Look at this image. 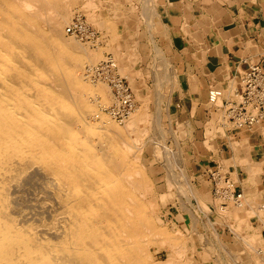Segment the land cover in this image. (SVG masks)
Returning a JSON list of instances; mask_svg holds the SVG:
<instances>
[{"label": "bare ground", "instance_id": "6f19581e", "mask_svg": "<svg viewBox=\"0 0 264 264\" xmlns=\"http://www.w3.org/2000/svg\"><path fill=\"white\" fill-rule=\"evenodd\" d=\"M83 1V7L95 13L98 6L96 0H0V264H176L178 260L180 263L190 264L188 261L191 260H187L185 256L187 249L182 239L178 240L181 245L173 243L175 238L172 233L176 230L171 233L162 227L157 218L158 213L150 212L156 205L149 200L153 182L151 183L144 173L143 165L138 163L139 154L143 150L138 145L150 139L147 125L150 120V99L147 93L135 90L142 107L135 109L134 102L133 111L122 122H117L110 114L105 116L95 104L102 107L108 103V85L98 80L93 81L90 77L93 68L112 58H101L102 61L97 62L101 51L87 52L88 50L82 48V43L78 44L79 40L75 42L73 38L70 41L63 36V27L70 22L74 7ZM142 5L143 3L141 7ZM138 8L136 5L130 10L133 17L140 16ZM149 13L151 15V12H148V15ZM149 21L151 23V20ZM146 22L144 19V23L148 24V20ZM136 23H139L138 19ZM108 25L107 22H102L99 29ZM135 26L138 29V24ZM166 29L168 30V27ZM81 30L86 29L82 26ZM110 38L109 36L108 42ZM115 49L116 57L121 50L117 47ZM156 53L158 58L156 57L154 65L158 64L160 68V65L166 62L159 51ZM114 55L112 60L116 68L115 73L120 78L125 77L121 75L122 72L128 76L127 80L133 83L141 76L137 69H119ZM125 56L131 66L136 64L139 67V58H134L131 53ZM79 71H83V74L80 75ZM162 78L164 79L159 77L160 80ZM159 79L156 78V81ZM162 81L164 80H161V83ZM89 82L95 85H90ZM96 84H104L106 87ZM157 84L159 85V82ZM235 84L236 82L229 85V89L237 86ZM217 86L214 84L211 88H219ZM160 90L159 87L155 90L156 95L160 96L158 106H161L162 99L165 100ZM132 93L134 98L133 90ZM155 106L153 108H156ZM157 108L154 113L161 132L163 128L160 124V109ZM88 116L95 122L92 123ZM211 121V125L206 123V133L207 137L214 138L218 125ZM140 124L144 126L142 128L141 125V129L138 127ZM119 125L122 127H118ZM130 131L134 132L133 137L136 136L132 140L129 139ZM250 131L262 132L264 135V126L254 125L248 132ZM163 132L167 136V132ZM163 132L160 134L165 139ZM175 132L172 128L169 133L172 134L175 144L179 145ZM189 134L190 132H185L182 136L187 139ZM245 141L247 142V139ZM154 145L166 154L163 168H168L169 173L164 172L165 176L172 174L175 179H187L185 185L191 186L190 191L193 192L194 199L198 195L203 196L204 192L191 182L189 174L185 172L187 170L179 164L180 161L172 163L169 160V153L172 157H178L179 154L181 158V151L174 154L165 149L166 145L162 148L159 143ZM240 156L238 152L234 154L233 166L244 164L247 168L246 175L251 178L261 173L262 168L258 165L256 153L252 154V162ZM233 161L229 159L227 162ZM173 182L174 179L172 182L167 180L166 187L170 189L172 184L177 183ZM165 195L166 200L172 199L171 194ZM197 200L202 202L200 198ZM255 203V197L250 196L249 200L243 195L240 203L233 202L230 204L231 208L229 206L224 210L223 215L227 216L225 221L231 222L230 227L234 232L241 233L247 229L250 219L254 216L259 225L264 220V205ZM217 205V201L211 202L209 207L213 206L215 210L209 212L215 215ZM243 211L245 216H239V212L241 214ZM202 214L206 216L205 209ZM183 215L182 222H187L186 225L192 227L195 217L187 213ZM175 236L178 237L176 234ZM259 238L253 234L247 240H241L242 245L246 246V255L251 264H264V248L257 244ZM166 244L170 247L168 258L164 262L152 261L151 252L162 245L165 247ZM226 253H231V257L236 260L235 253ZM201 254L203 260L200 259L194 264L208 263L205 261L208 252L204 250ZM212 260L213 262L209 261L208 264H214L215 260L220 263L221 256L217 255ZM238 261H233L232 264H243Z\"/></svg>", "mask_w": 264, "mask_h": 264}, {"label": "crops", "instance_id": "0c3cea01", "mask_svg": "<svg viewBox=\"0 0 264 264\" xmlns=\"http://www.w3.org/2000/svg\"><path fill=\"white\" fill-rule=\"evenodd\" d=\"M142 1L120 0L119 4V8L126 9V11L137 5L141 12L139 16L141 23H136L139 25L136 29L137 32H132L133 47L140 58L139 67L136 68L141 73L140 78L133 81L134 86L138 91L145 93H148V89H150L152 94L149 93V101L153 100V102L157 101L155 98L156 88L161 89V94L165 98L161 106L165 108L160 113V122L167 132L166 143L172 145L176 153L181 151L179 164L185 167L189 176L192 177L193 184H203L206 194H209L210 186L206 181L207 173L210 170L224 169L227 177L230 179L236 177L233 181L237 191L244 195V191L250 188L245 180L246 173L238 169L237 166H233L235 163L232 158L238 152V155H241L240 158L252 161V154L256 153L259 161L263 162L264 135L262 132L224 131V138H221L218 133L216 137L208 138L206 123L213 120L214 125H220L218 124L217 115L219 114L217 111L214 112V109L208 108L207 91L214 84L228 90L232 80L238 79L239 74L241 75L249 65L256 64L260 68H264V0ZM141 3L143 5L146 3L144 6L142 5L143 8ZM148 12H151L150 16ZM144 19L145 22L148 20V24L144 23ZM135 22L132 20L133 24ZM156 51L160 52L166 62L163 64L164 66L161 64L160 68L154 66L157 60ZM169 67L172 69L170 70ZM156 71H160V74ZM154 76L158 79L164 77L161 79L164 81L161 83L159 79L158 85ZM127 83H129L128 80ZM167 97L169 98L167 99ZM166 101L168 104H165ZM157 102L159 105L160 101ZM172 128L179 138V145L175 144L172 134L169 133ZM186 130L190 134L187 139L186 137L184 139L182 135H185ZM244 139H247L248 144L243 142ZM231 141L240 142V148L234 150L231 147ZM206 146H209L210 149ZM257 148L258 151L255 150ZM182 155L185 158H182ZM227 159L233 162L227 163ZM157 167L159 168L158 165ZM262 168L264 169V166ZM158 175V177L161 176V174ZM255 181L259 183L257 178ZM262 196L264 198V195ZM238 215L245 216L240 212Z\"/></svg>", "mask_w": 264, "mask_h": 264}, {"label": "rangeland", "instance_id": "374dc122", "mask_svg": "<svg viewBox=\"0 0 264 264\" xmlns=\"http://www.w3.org/2000/svg\"><path fill=\"white\" fill-rule=\"evenodd\" d=\"M122 2V1H121ZM120 0H96L95 3L98 5L97 8L95 9V13L93 11H90L89 9H86L85 7H83V3L84 1L81 3V4H77L75 7H74V10H73V16H71V19L69 20L70 22H72V24H70V22H68L64 27H63V36L64 38L67 40H72L73 38V41L77 42L78 40V44L81 45L82 43V48L83 49H86L88 50L87 52H100L101 51V57H99L100 59L97 61V62H101L102 59L101 58H112L113 59V55L115 53V48L117 47L118 49H120V53L119 55H117L115 57L114 55V59L116 60L117 64H118V67L119 69H122L124 70L123 67H129L130 69L133 68V69H137L138 71V68H136V64L135 66H131V62H127V58L125 55L127 53H131V55L134 57V58H139V55L137 54V52L135 51V48L133 47V43H132V32H137L136 31V24H131L132 23V20L134 21H138L140 20L139 18L140 17H137V15L135 17H133L131 14H130V10L126 11V9H121L119 8V4L121 3ZM100 4V5H99ZM78 6V8H77ZM82 7V8H81ZM102 7V9H101ZM80 8V10H79ZM84 8V9H83ZM83 9V10H82ZM99 9V11H98ZM111 10V11H110ZM80 11V12H79ZM108 11V12H107ZM129 12V13H128ZM78 13V14H77ZM85 13V14H84ZM92 13V15H91ZM75 14V15H74ZM83 14V15H82ZM97 14V16H96ZM107 14V15H106ZM89 15V16H88ZM104 15V16H103ZM87 16V17H86ZM100 16V18L98 17ZM79 17V18H78ZM95 19H94V18ZM107 17V18H106ZM75 18H78V19H75ZM89 18V19H88ZM85 19V20H84ZM94 19V21H93ZM104 20V21H103ZM107 20V21H106ZM74 21V22H73ZM81 21V22H80ZM130 21V22H129ZM87 22V23H86ZM90 24H89V23ZM102 22H107L109 25L106 26V27H101V30L99 29L100 27V23ZM113 22V23H111ZM75 25H74V24ZM128 23V24H127ZM141 23V21H139V24ZM81 26H84V29L86 30H82L83 32H81L78 28V25ZM84 24V25H83ZM97 24V25H96ZM123 24V25H122ZM68 25V27H67ZM130 25V26H129ZM132 25V26H131ZM76 26V27H75ZM110 26V28H109ZM135 27V28H134ZM139 27V25H138ZM65 28V29H64ZM74 28V29H72ZM107 28L108 30L106 31ZM115 28V29H114ZM98 29V30H97ZM66 30V31H65ZM67 30H70L69 32ZM74 30V31H73ZM135 30V31H134ZM116 31V32H115ZM66 32V33H65ZM102 32V33H101ZM109 34H108V33ZM115 32V33H114ZM114 33V34H113ZM68 34V36L66 35ZM75 34V35H74ZM104 36H103V35ZM106 34V35H105ZM108 34V35H107ZM118 36H116V35ZM109 36L111 37L110 38V41L112 43H110V41L108 42L109 40ZM77 37V38H76ZM115 37V39H114ZM118 37V38H117ZM108 38V39H107ZM117 39V40H116ZM113 40H116V41H113ZM80 42V43H79ZM114 42L116 44H114ZM87 44V47H85V45ZM108 44V45H107ZM109 45L111 46V48H109ZM89 46V47H88ZM107 46V47H106ZM113 46V47H112ZM93 47V48H92ZM96 47H97V50H96ZM105 47V48H104ZM106 48H109L108 50ZM101 49V50H99ZM131 49V50H130ZM85 50V51H86ZM110 50V51H109ZM113 50V52H112ZM129 50V51H128ZM107 51H109L107 53ZM124 51V52H123ZM122 53V54H121ZM112 54V55H111ZM120 59V60H118ZM119 62V63H118ZM139 62H140V58H139ZM123 64V65H122ZM86 65V64H85ZM156 65V64H155ZM154 65V66H155ZM158 65V64H157ZM156 65V66H157ZM161 66V65H160ZM122 67V68H121ZM158 67V66H157ZM96 68V67H95ZM95 68H93L92 70L94 71ZM116 70V69H115ZM81 72L80 75L83 74V71H79ZM79 72H77L79 74ZM117 74V73H116ZM121 75H124L125 77L121 76ZM121 77L122 79H125L126 82H127V78L128 77L127 75L123 74L121 72ZM98 77V76H97ZM92 75L90 77L91 80L93 81H96V79H92ZM140 78V77H139ZM98 80H100L101 82H104L108 85V88L104 85V84H96V85H102V86H105L106 89L108 90V92L110 91V93H108L109 97H108V103L104 106H98L100 104H95L97 106V109L100 110L101 113H103L105 116L108 114L106 111L108 108H110L114 103L113 101H115L112 97V85L107 83L106 81H104L103 79L99 78L98 77ZM128 82L127 84H129L128 86H130L134 92V95H135V99H134V102H136V106H135V109H138V108H141L142 107V102L140 101V99H138L137 95L135 94V90H138L133 83H130V80L128 79ZM232 84L230 85H233L235 82L236 84L235 85H238V79H236L235 81L232 80ZM90 85H93L94 83H90ZM131 84V85H130ZM95 85V84H94ZM111 87V88H110ZM231 88V87H230ZM111 89V90H110ZM224 90H226L225 88H223ZM147 91V89H146ZM144 92V91H143ZM151 90L148 89V97L150 99V93ZM113 93V92H112ZM139 93H142V91H139ZM150 93V94H149ZM160 93H161V90H160ZM160 99V96L158 97V95H156V100L159 101ZM110 99V100H109ZM148 99V98H147ZM112 101V102H111ZM155 102L154 101V104H153V100L151 101H148V107H149V112H150V116H149V121L147 123L148 127H149V140L144 143V144H139L138 147H141V149L143 148V150L140 152L139 154V159H138V163L143 165V171L144 173L147 175L149 181L152 183L151 185L153 186L152 188V193H151V196L149 197L150 199V202L153 203L155 205V208L151 209L150 212H153V213H158L157 215V218H158V221L160 223V225L162 227H164L165 229H167L168 231H170L171 233L173 232V230H178L177 233L173 232L172 235L174 236L175 238V241L173 243H177L178 245H181L182 243H184V245H186V253H185V256H186V259L188 260H191V261H188L190 264H194L198 261H200L201 259V253H203V251H207L208 254L207 256L205 257V261H207L209 263V261L213 262L212 258H215V256H221V262L219 263L217 260H215L214 264H232L233 261H241V263L243 262V264H251L249 262V257H247L246 253H247V250H246V246L242 245V241L241 240H247L248 238H250L251 236H253V234H256L258 235L260 238H259V241L257 242V244L259 245L260 248H264V220H262L261 224L263 225H259L258 223V219L254 216L252 217V219L250 220V226L245 229L243 232L241 233H236L234 232L231 227H230V224H229V221H225L227 220V216L223 215L224 214V210L225 209H216V214L214 215L213 213L209 212L211 209L209 207L210 203L212 202L211 201V198L209 197V194H206V188L205 186H202L203 184L199 183V184H194L197 188H199L202 192H204V195L201 196V195H198L195 199L190 191V185H185V181L187 179H184V178H181L179 177L176 180L174 176L171 175H168V177L165 176V173L164 172H168V168L165 169V166L163 168V165H165V160H166V154L163 152L162 153V150L160 151V149L158 148H155L156 145H154V143H159L160 147L162 148L164 145H166L165 149L167 148L168 150L174 152L175 154V151L173 150V146L172 145H169L167 144L165 141H167L166 139H168V136L165 135V133L163 132L164 128L161 129V132L159 131L157 125L159 126L158 122L156 121V115L154 113V111H156L155 109L157 107H159L160 109V113L162 112L163 108L162 106H158V102ZM150 102V103H149ZM162 102H163V99H162ZM110 103V104H109ZM112 103V105H111ZM141 104V106H140ZM108 105V106H107ZM110 105V106H109ZM155 105L156 108H153ZM108 107V108H107ZM209 108V107H208ZM158 109V108H157ZM102 110V111H101ZM106 110V111H105ZM154 113V114H153ZM91 116V115H90ZM89 117V116H88ZM93 117V116H91ZM89 117L88 119H91L92 123L95 122V120H92V118ZM218 117V122H220L221 120V115L220 116H217ZM161 124V122H160ZM212 124V121H210L209 125ZM214 124V123H213ZM141 125L140 124L138 127L139 129H141ZM220 125V124H219ZM118 127H122V125H119ZM144 126L142 125V128ZM157 128V129H156ZM163 130V131H162ZM160 132L162 133L163 132V136L165 137V139L161 136L160 133H157ZM186 132H188L186 130ZM216 132V135L217 133L221 136V138H224L223 137V127H220L218 126L215 130ZM131 133V131H130ZM159 134V135H158ZM134 132L131 133L129 135V139L132 140L134 139L136 136H134ZM158 135V137H156ZM160 136V137H159ZM216 137V136H215ZM155 138V139H154ZM208 138H213V137H208ZM157 139V140H156ZM163 140L162 142H160L161 140ZM245 140V139H244ZM150 142V143H149ZM166 144H165V143ZM245 144H247L246 141H243ZM231 144V147L234 149V150H238L240 148V142H236V141H231L230 142ZM244 144V145H245ZM145 145V146H144ZM158 146V147H159ZM247 146V145H246ZM159 147V148H160ZM209 147V146H208ZM250 147V146H249ZM210 148V147H209ZM156 151L155 153L153 151ZM164 150V148H163ZM256 151H258L259 149H255ZM160 152V153H159ZM170 157H169V160H171V162L173 163L174 161L176 163H178L179 161V156L178 157H172L171 154L169 153ZM261 155V154H259ZM164 156V157H163ZM262 156V155H261ZM182 158H185L183 157L182 155ZM259 158V157H258ZM173 159V160H172ZM175 159V160H174ZM177 159V161H176ZM159 162V163H158ZM162 162V163H161ZM249 162H252V161H249ZM161 163V164H160ZM228 163V162H227ZM225 163V164H227ZM157 165L159 166V168L157 167ZM258 165L260 166V168H262L264 166V161L261 162L259 161L258 159ZM168 166V164H167ZM238 169H240L242 172H245L247 171V168L244 167V164H241V165H238L237 166ZM236 167V168H237ZM159 172H158V171ZM222 173H226V171H224V169H220ZM173 171H175V169H173ZM161 172V173H160ZM177 172V170H176ZM187 173V171H185ZM161 174L160 177H158L159 175L158 174ZM169 173V172H168ZM182 173V172H181ZM183 175H186L184 173H182ZM258 174V175H257ZM256 175H253V178L251 177H248L246 175V183L249 185V189H247L246 191H244V197L245 198H248L250 200V196H253L255 197L256 199V202L255 205H258L259 203H262V205H264V198L262 195H264V182H262V180H264V169L262 168L261 169V173H257ZM167 175V173H166ZM182 175V176H183ZM260 175V176H259ZM263 175V176H262ZM262 176V177H261ZM157 177V178H156ZM192 177L190 176V180L192 181L191 179ZM236 178V177H235ZM235 178L233 179L235 181ZM257 178V181H259V183H257L255 181V179ZM263 178V179H261ZM165 179V180H164ZM172 179V180H171ZM174 179V182H177L174 184H172V186H170V189H168L166 186V182L167 180H170L171 182L173 181ZM155 180H159V182H155ZM251 180V182H250ZM166 181V182H165ZM205 181V180H204ZM208 181V180H207ZM201 184V185H200ZM157 185V186H156ZM183 187H181V186ZM185 185V186H184ZM162 187V189H161ZM182 188V190H181ZM184 188V190H183ZM157 189V190H156ZM173 189V190H172ZM179 189V191H178ZM186 189V191H185ZM155 190V191H154ZM170 190V191H169ZM166 191V192H165ZM260 191V193H259ZM155 192V193H154ZM162 192V193H161ZM247 192V193H246ZM165 193L167 194H171L172 196V199L171 200H166V196ZM187 193V194H186ZM250 195H249V194ZM153 194V195H152ZM177 194L179 196H177ZM248 194V195H247ZM253 194V195H252ZM247 195V196H246ZM188 196V197H187ZM195 196V195H194ZM190 197V198H189ZM165 198V199H164ZM197 198H200L202 199V202L200 201H196ZM258 198V199H257ZM174 199V200H173ZM179 199V200H177ZM194 199V200H193ZM163 202V203H162ZM181 202V203H180ZM180 203V204H179ZM204 203V204H203ZM199 204V205H197ZM204 206H203V205ZM187 205V206H185ZM203 206V207H202ZM230 208L232 205H229ZM228 206V207H229ZM199 207V208H197ZM227 207V208H228ZM205 209V212H206V216H203L202 214V211L203 209ZM159 209V210H158ZM178 210V211H177ZM188 210V211H187ZM190 210V211H189ZM149 211V210H148ZM162 213H161V212ZM186 211V212H184ZM200 212V213H199ZM245 211H243L242 213H244ZM166 213V214H165ZM187 213L189 216L191 215V217L193 216V223H192V227H188L187 222L183 223L182 222V217H184L183 214ZM165 214V215H164ZM213 214V215H212ZM211 216V217H210ZM213 216V217H212ZM219 216V218H218ZM207 217V219H206ZM242 217V216H241ZM264 218V217H263ZM198 222H197V221ZM195 221V222H194ZM211 222V223H210ZM208 223L210 225H208ZM231 223V222H230ZM175 224V225H174ZM213 226V227H212ZM262 226V227H261ZM194 227V228H193ZM196 227V228H195ZM260 227V228H259ZM174 228V229H173ZM203 228V229H202ZM212 229V230H211ZM215 229V231H214ZM251 230V232H249ZM214 231V234L212 233ZM253 231V232H252ZM189 232V233H188ZM196 232V233H195ZM253 233V234H252ZM175 234L178 236L176 237ZM184 234V235H182ZM217 234V236L215 235ZM235 234V235H234ZM238 234V235H237ZM249 234V235H248ZM189 235V236H187ZM236 236V237H235ZM242 236V237H241ZM189 237V239H188ZM208 237V239H207ZM241 237V238H240ZM187 238V239H186ZM235 238V239H234ZM237 238L239 240H237ZM182 239V240H181ZM184 239V240H183ZM204 239V240H203ZM178 240H181V241H178ZM206 240H208V242H206ZM258 240V239H257ZM204 241V242H203ZM212 242V244H211ZM217 242V244H216ZM219 242V243H218ZM221 242V243H220ZM180 243V244H179ZM201 243V244H199ZM216 244V245H214ZM241 244V245H240ZM195 247H193V246ZM208 245V246H207ZM219 245V246H217ZM220 245H223L224 247H220ZM203 246V247H202ZM214 246V247H213ZM243 246V248H242ZM166 247V248H165ZM160 246L158 247L157 250L155 251H152V261H155V262H164L167 258H168V255H169V246L166 244V246ZM194 248V249H193ZM219 248V250H218ZM161 249V250H160ZM166 249V250H165ZM213 250V251H212ZM229 251V252H233L236 254V260L234 259V257H231L232 254L230 253L229 255L226 253V251ZM232 250V251H231ZM201 251V252H200ZM225 251V252H224ZM167 252V253H166ZM188 252V253H187ZM219 253V254H218ZM221 253V254H220ZM248 254V253H247ZM164 255V256H162ZM238 255V256H237ZM223 258V259H222ZM264 258V256H263ZM211 259V260H210ZM160 260V261H159ZM176 260V259H175ZM203 260V259H201ZM238 261V262H239ZM176 262V261H175ZM179 262V263H178ZM178 262L176 264H183V263H180V261L178 260ZM186 262V260H185ZM218 262V263H216ZM227 262V263H226ZM207 263V264H208Z\"/></svg>", "mask_w": 264, "mask_h": 264}, {"label": "built area", "instance_id": "2783aa9c", "mask_svg": "<svg viewBox=\"0 0 264 264\" xmlns=\"http://www.w3.org/2000/svg\"><path fill=\"white\" fill-rule=\"evenodd\" d=\"M78 27L83 32L82 26ZM115 69L111 59L101 62L91 72L96 80L99 77L113 86L115 101L107 113L117 122H122L133 111L135 103L131 88L125 79L115 73ZM238 80V85L227 91L221 88H210L207 91V104L221 115L218 124L223 127V132L249 131L257 124L264 126V68L256 64L249 65L239 74ZM207 174L209 197L213 203L217 201L216 209H226L233 202L240 203L243 195L237 191L233 179L220 169L210 170ZM210 209L215 210V207L210 206Z\"/></svg>", "mask_w": 264, "mask_h": 264}]
</instances>
